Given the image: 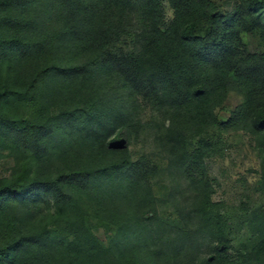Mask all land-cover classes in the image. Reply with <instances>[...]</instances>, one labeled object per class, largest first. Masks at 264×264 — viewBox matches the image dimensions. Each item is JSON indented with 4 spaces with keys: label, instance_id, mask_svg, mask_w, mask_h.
<instances>
[{
    "label": "rangeland",
    "instance_id": "obj_1",
    "mask_svg": "<svg viewBox=\"0 0 264 264\" xmlns=\"http://www.w3.org/2000/svg\"><path fill=\"white\" fill-rule=\"evenodd\" d=\"M213 1L223 11L230 10L234 0ZM21 3L7 14L25 24H9L8 32L29 43L31 51L0 63V89L7 81L17 92L27 90L35 98L17 94L5 110L18 122L45 125L48 154L31 161L13 142V135L0 129V181L14 180L27 166L39 179L78 171L90 172L93 179L86 189L65 188L72 199L57 223L51 224L54 209L49 199L9 203L0 210V247L47 227L43 238H53L48 250L58 264H74L59 241L87 231L97 242L90 248L92 264H264V143L251 125L224 128L213 123L198 135L186 132L178 110H157L142 97L130 95L121 78L106 70L86 79H80L81 73L72 78L55 75L56 79L43 73L32 86L40 67L89 62V55L69 41L64 22L68 18L70 25H76L77 11L88 0ZM164 9L169 20L172 9L167 3ZM121 20L124 33L115 48L133 51L145 22L136 11ZM241 40L247 53L264 51L257 32L242 33ZM242 98L243 88L233 82L224 99L213 106L216 119L226 120ZM95 106L123 110L125 115L100 146L91 134L90 117L85 116ZM200 139L209 146L192 177L186 172L188 159L181 146L190 153ZM121 153L132 161H145L146 175L121 179L115 173L107 175L109 171L99 172ZM202 181L208 183L209 202L203 199ZM212 219L221 222L229 242L223 263L217 257L220 244ZM35 261L30 255L0 264Z\"/></svg>",
    "mask_w": 264,
    "mask_h": 264
},
{
    "label": "trees",
    "instance_id": "obj_2",
    "mask_svg": "<svg viewBox=\"0 0 264 264\" xmlns=\"http://www.w3.org/2000/svg\"><path fill=\"white\" fill-rule=\"evenodd\" d=\"M164 3L172 9L169 20H166ZM17 4L21 5V0H0L2 64L31 51L29 43L8 32L9 24H25L8 17L7 13ZM133 11L145 22L138 47L133 51L117 50L115 45L124 33L121 17ZM64 22L69 41L89 55V62L68 68L56 64L40 67L33 75L32 86L43 73L54 79L55 75L72 78L81 73L80 79H86L89 74L106 70L121 78L130 95L142 97L157 110H178L186 132L198 135L213 123L231 128L248 122L264 143V51L247 53L241 44V34L247 32H257L264 44V0H234L231 9L223 11L213 0H88V5L77 11L76 25H70L68 18ZM6 82L0 89V129L13 135V142L31 161L38 160L43 153L48 154L43 139L45 125L28 120L18 122L5 110L8 101L17 94L27 95L29 100L35 98L27 90L17 92ZM233 82L243 88V98L226 120H217L213 106L224 99ZM30 94L33 96V90ZM85 116L90 117L91 134L95 144L100 146L120 125L119 118L125 115L123 110L111 112L95 106L88 109ZM208 146L203 139L197 141L190 153L181 146L188 159V175L194 177V170L200 168ZM98 169L99 172L109 171L107 175L115 173L121 179L134 177L135 173L145 176L148 171L145 161H132L123 153ZM92 179L90 172L79 171L39 179L30 175L27 166L14 180L0 181V210L11 202L34 203L49 199L54 209L51 224L57 223L65 216L67 203L72 199L71 192H66L65 188L86 189ZM207 185L202 181V196L209 202ZM212 220L211 228L220 244L217 257L223 263L229 242L221 222ZM46 229L21 235L1 246L0 263L33 255L34 264H58L48 250L53 238H43ZM92 240L87 231L72 239L63 237L59 244L74 264H92L90 248L97 243Z\"/></svg>",
    "mask_w": 264,
    "mask_h": 264
}]
</instances>
